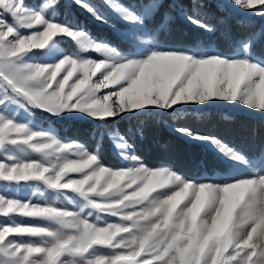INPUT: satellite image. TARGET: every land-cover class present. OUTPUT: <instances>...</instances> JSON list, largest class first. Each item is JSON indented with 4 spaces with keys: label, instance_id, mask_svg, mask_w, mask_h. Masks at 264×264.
<instances>
[{
    "label": "snow or ice",
    "instance_id": "snow-or-ice-1",
    "mask_svg": "<svg viewBox=\"0 0 264 264\" xmlns=\"http://www.w3.org/2000/svg\"><path fill=\"white\" fill-rule=\"evenodd\" d=\"M105 3L122 25L120 45L60 19L75 6L110 23L91 0H0V264H264V147L250 154L178 127L211 144L225 164L254 172L196 180L147 164L127 131L108 133L123 161L117 167L104 162L102 139L90 149L31 118L34 110L100 124L179 118L216 102L264 113V33H233L208 0H172L177 18L218 35L228 50L203 40L165 47V0ZM215 7L264 16V0ZM63 39L75 50L61 49ZM25 186L34 187L27 199L12 194Z\"/></svg>",
    "mask_w": 264,
    "mask_h": 264
},
{
    "label": "trees",
    "instance_id": "trees-1",
    "mask_svg": "<svg viewBox=\"0 0 264 264\" xmlns=\"http://www.w3.org/2000/svg\"><path fill=\"white\" fill-rule=\"evenodd\" d=\"M29 4H39L40 0H26ZM101 11L106 13L109 21L116 27L120 22L107 8L103 0H91ZM127 4L129 0H121ZM212 5L210 11L217 17H223L224 27L235 34L246 31L264 33V24L257 19L245 17L237 12L223 7H215L217 1L208 0ZM167 7L163 10L168 15L163 21L162 44L172 48L186 47L201 40L211 42L227 51V46L219 39L202 32L200 29L177 18V10L171 7L172 0H165ZM62 21L75 19V26L85 27L98 40H106L111 44L120 45L121 41L113 27L101 23L81 9L64 7L61 9ZM171 17V20L169 19ZM210 22L216 21L209 18ZM159 21V17H157ZM259 34V35H260ZM58 132L62 136H71L82 140L90 149L96 147L102 139V154L106 164L119 166L120 156L113 151L108 131L119 129L127 131L128 137L135 144L136 154L149 165L167 163L175 170L187 176H199L203 173L228 171L231 165L223 162V158L201 142L190 141L174 130L175 125H183L193 131L214 135L232 146L245 150L250 154L258 153L264 147V117L253 116L242 112H233L221 107H206L194 109L188 107L180 111L179 118L165 114H150L146 116H128L123 120L100 124L92 120H56ZM102 131V133H101Z\"/></svg>",
    "mask_w": 264,
    "mask_h": 264
},
{
    "label": "rangeland",
    "instance_id": "rangeland-1",
    "mask_svg": "<svg viewBox=\"0 0 264 264\" xmlns=\"http://www.w3.org/2000/svg\"><path fill=\"white\" fill-rule=\"evenodd\" d=\"M103 1L105 2V0H103ZM215 1L218 2V0H215ZM106 6H107L108 10L114 15V13L110 9V7L107 4H106ZM227 9L229 11H232V12H237V13L245 16V17H252V19H257L258 21H260L261 24H264V16L254 15L251 12H242L240 9H238L236 7H229ZM99 11L103 15L106 16V13H104L101 10H99ZM108 25H110L114 29L116 28V26L113 23H111V22L108 23ZM256 33H257V35H259L260 34V29H258L256 31ZM164 46L165 47H171V46H168V45H165V44H164ZM60 47H61V49L66 50L68 52H72V51L75 50L74 49L73 42L71 40H68V39L61 40ZM93 58H96L95 55L93 56ZM37 59H42V58L41 57H37ZM213 106H215V107H221V108H224V109H228V110L233 111V112H236L237 111V112L247 113V114H250V115H253V116L264 117V113L260 112L259 110H251V109H248V108H246L244 106H241L239 104H229V103H224V102H216L214 104H210L208 107H213ZM193 108L194 109H199L201 107H193ZM31 118L34 120V122L36 123L37 126L44 127V128H52L53 130H55L58 133V135L61 138H64V139H74V140H79V139L73 138L71 136H62V135L59 134L58 128L56 127V125H57V123H56L57 121L56 120H60V121H64V120H90V119L83 118V117H71V116L65 117L64 119H53V118L49 117V115L47 113H45L43 111H40V110H34L33 113H32V117ZM92 121H94V120H92ZM178 127H186V128H188L187 126H183V125H175L174 126V130L176 128H178ZM115 130H117V129L109 130L108 133L109 132H114ZM101 133H102V131H101ZM182 136H184L185 138H187L190 141L201 142V143L207 145L209 148H211L215 153H217L216 149L211 144H208V143H205V142H202V141H199V140L191 139L190 137H188L186 135H182ZM110 138H111V142H112V139L113 138L112 137H110ZM79 141H81L82 143L85 144V142H83L82 140H79ZM111 145H112L111 147H112L113 151L118 154L119 153V150L114 146L113 143ZM122 164H123V161H122V163L119 166H122ZM162 164H167V163H160V164H157V165H150V166H158V165H162ZM167 165H169V164H167ZM253 174H254L253 171H250V170H248L247 168H245L243 166L236 165V166H231L230 169L228 171H225V172H217L216 171L213 174H205V173H203V174H201L199 176H195V177H193V176H187V175H184V174L183 175L186 176L187 178L196 179V180H203V179H206V178L215 177L216 178V182H224V178L226 176H229V175L230 176H233L234 178H240V177H244V176H251ZM33 191H34V187L33 188H29V187H26L25 186V187H22L19 190L13 189L12 190V194L16 195L18 198L27 199L32 194ZM64 206L68 207L71 210H75L74 206L71 205V204H68L67 202H64ZM16 219L19 220L21 218L20 217H16ZM102 219L108 220L109 222H111L115 218L105 216V217H102ZM3 221H4V218L0 217V222H3ZM24 222L25 223H41L40 221H32V220H25Z\"/></svg>",
    "mask_w": 264,
    "mask_h": 264
}]
</instances>
